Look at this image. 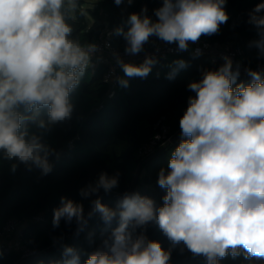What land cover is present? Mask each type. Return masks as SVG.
Listing matches in <instances>:
<instances>
[{"label": "clouds", "instance_id": "clouds-1", "mask_svg": "<svg viewBox=\"0 0 264 264\" xmlns=\"http://www.w3.org/2000/svg\"><path fill=\"white\" fill-rule=\"evenodd\" d=\"M125 0H114L117 6ZM133 0H127L131 5ZM227 0H162L147 15V7L131 13L125 24L110 35L122 36L125 55L145 52L155 37L187 51L190 43L217 34L229 15ZM77 0H0V159L10 162L15 173L23 164L27 170L52 171L54 150L44 136L54 125L72 117V94L80 87L87 70L94 67L99 51L96 43L82 44L69 23V11ZM264 0L249 12L248 23L258 39L249 46L264 57ZM200 54V50H196ZM123 76L120 87L132 78H146L157 63L145 52L139 65L113 54ZM215 70H204L188 89L187 108L179 120L181 140L172 151L168 171L162 168L158 185L166 190L162 206L139 192L124 193L115 208L91 200L87 216L99 214L105 225L114 220L103 249L92 252L84 264H169L171 250H165L137 228L155 221L173 245L181 242L206 264L243 255L264 260V74L246 68L250 83H237L239 64L230 57ZM169 79L187 66L176 60ZM114 71V70H113ZM119 173L101 172L98 179L82 187L79 195L98 197L118 187ZM76 223L79 234L87 225L82 203L61 197L53 210V226L61 220ZM106 249V250H104ZM57 264H80L78 252L65 246Z\"/></svg>", "mask_w": 264, "mask_h": 264}, {"label": "trees", "instance_id": "trees-1", "mask_svg": "<svg viewBox=\"0 0 264 264\" xmlns=\"http://www.w3.org/2000/svg\"><path fill=\"white\" fill-rule=\"evenodd\" d=\"M88 2L95 7L87 9L92 18L87 25L82 6ZM260 2L262 0H227L228 21L220 26L217 34L203 38L240 47L241 52L236 57L240 65L251 67L257 60H264L255 47L249 46L258 36L255 27L248 23V14ZM160 6L162 0H133L131 5L125 0L120 6L114 0H77V8L68 12L69 23L74 37L82 44L93 43L106 28L112 31L123 25L126 30L128 16L139 13L143 7H147V15L156 19L153 10ZM112 40L125 47L122 36L112 35ZM181 59L187 66L174 78H167L173 62ZM217 68L206 57L178 54L160 61L146 78H132L128 87L118 85L114 93L108 92V85L102 80L104 64L89 68L71 96L74 105L71 119L54 125L44 136V141L58 153V157L53 154L49 158L52 171L42 175L39 169L29 171L21 164L13 173L10 162L0 159V230L7 221L16 220L21 243L36 251L29 258H22L21 253L15 251L1 253L0 264H18L21 259L24 261L20 264H57L62 260L65 246L74 248L80 256V264H84L92 252L103 249V241L109 239L112 229L118 226L117 220L111 226L105 225L98 213L88 218L91 200L100 198L103 204L115 208L124 193L139 192L162 206L166 190L159 187L158 175L162 168L168 171L171 153L181 140L179 120L187 108L188 97L194 95L188 84L199 81L204 70ZM250 81L251 78L237 79V83ZM158 120L170 127L169 134L153 154L142 159L138 149L153 134ZM101 172L110 176L119 173L118 187L108 194L101 190L98 197L82 198L79 190L95 182ZM61 197L83 204L88 222L79 234L75 221L68 224L62 219L58 227L53 226V210L60 206ZM140 234L158 241L163 249L171 250L169 264H206L204 257L194 256L182 242L173 245L155 221L137 228L133 235ZM220 264H264V261L245 259L241 255L235 259L229 256Z\"/></svg>", "mask_w": 264, "mask_h": 264}, {"label": "built area", "instance_id": "built-area-1", "mask_svg": "<svg viewBox=\"0 0 264 264\" xmlns=\"http://www.w3.org/2000/svg\"><path fill=\"white\" fill-rule=\"evenodd\" d=\"M110 33H112L111 30L107 28L104 29L98 36L96 41L93 42L96 43L99 47V51L93 57V64H104L105 69L103 72L102 80L108 85L109 93H114L115 89L118 87L116 77L123 76L122 70L115 63V57L113 55L114 53H119V55L125 60V62L139 65L143 62L146 52L156 57L157 63L154 65L156 66L160 61H165L169 57L174 55L185 53L197 55L196 50L199 49V56L206 57L209 62L217 65L218 68L224 63V56H228L232 59L233 67L235 68L238 64L236 62V57L241 52L240 47H233L230 44L222 43L217 40L205 39L203 37H201L198 43H190L187 51H178L176 44H165L153 37L150 42L145 45V52H142L139 55L129 56L125 55L124 53L125 47H121L120 45H116L113 43L112 35H110ZM239 66V77L242 78L249 77L246 74V68H251L252 70L264 73V60H257L251 67L240 64ZM200 70L202 69L200 68ZM169 131L170 127L158 120L154 124L153 134L150 136L148 141L138 149V156L143 159L153 154L158 144L166 139ZM34 218L36 220L41 219V217ZM6 237H10V239L5 240ZM20 237L21 232L16 220L12 219L7 221L0 230V254H9L10 252L15 251L21 253L22 258H29L34 256L36 254V251L22 244L20 241Z\"/></svg>", "mask_w": 264, "mask_h": 264}, {"label": "rangeland", "instance_id": "rangeland-1", "mask_svg": "<svg viewBox=\"0 0 264 264\" xmlns=\"http://www.w3.org/2000/svg\"><path fill=\"white\" fill-rule=\"evenodd\" d=\"M95 6L91 3V2H88V3H84L83 6H82V13L85 17V21H86V24H90L92 22V18H91V15L90 13L87 11V9H93ZM99 15L101 16L102 13L99 12Z\"/></svg>", "mask_w": 264, "mask_h": 264}, {"label": "water", "instance_id": "water-1", "mask_svg": "<svg viewBox=\"0 0 264 264\" xmlns=\"http://www.w3.org/2000/svg\"><path fill=\"white\" fill-rule=\"evenodd\" d=\"M238 78H242V77H238ZM246 78H250V77H246ZM24 261V259H21L19 262H18V264H20L21 262H23Z\"/></svg>", "mask_w": 264, "mask_h": 264}]
</instances>
